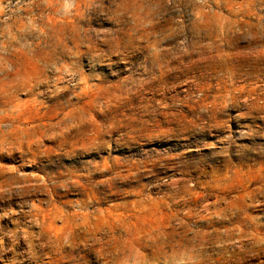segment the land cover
Listing matches in <instances>:
<instances>
[{
  "label": "rangeland",
  "instance_id": "1",
  "mask_svg": "<svg viewBox=\"0 0 264 264\" xmlns=\"http://www.w3.org/2000/svg\"><path fill=\"white\" fill-rule=\"evenodd\" d=\"M0 264H264V0H0Z\"/></svg>",
  "mask_w": 264,
  "mask_h": 264
}]
</instances>
